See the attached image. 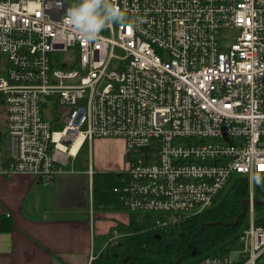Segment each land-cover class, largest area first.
Wrapping results in <instances>:
<instances>
[{"label": "built area", "instance_id": "obj_1", "mask_svg": "<svg viewBox=\"0 0 264 264\" xmlns=\"http://www.w3.org/2000/svg\"><path fill=\"white\" fill-rule=\"evenodd\" d=\"M72 2L0 0V173L52 184L84 143L120 137L128 164L115 200L160 229L213 208L245 177L250 223L197 264H259L264 179L250 177L264 178V0H113L125 19L95 42L61 31Z\"/></svg>", "mask_w": 264, "mask_h": 264}, {"label": "crops", "instance_id": "obj_2", "mask_svg": "<svg viewBox=\"0 0 264 264\" xmlns=\"http://www.w3.org/2000/svg\"><path fill=\"white\" fill-rule=\"evenodd\" d=\"M112 139L94 140L96 156L92 143L89 154L80 156L84 143L52 184L29 173H0V264H92L123 242L125 231L115 237L113 228L118 221L128 224L132 214L119 212L116 203L106 207L105 192L121 178L126 145L115 138L120 146L108 151ZM116 173L96 186L95 177Z\"/></svg>", "mask_w": 264, "mask_h": 264}, {"label": "trees", "instance_id": "obj_3", "mask_svg": "<svg viewBox=\"0 0 264 264\" xmlns=\"http://www.w3.org/2000/svg\"><path fill=\"white\" fill-rule=\"evenodd\" d=\"M110 175L112 177L108 179L104 176L95 177L96 186L100 182L104 185L118 173ZM259 193H263V188H260ZM105 195L108 197L106 207L110 203H116V208L122 209L112 198L111 191L105 192ZM248 197V179L239 177L213 208L201 215L187 218L174 229L165 231L152 228L154 225L151 214H132L128 224L120 221L117 223L119 232L125 231L123 242L109 246L97 254L92 264H197L204 256L222 251L226 243L237 235L231 234L241 230L247 221V214L240 217L238 224L234 222L242 211L243 201ZM208 221L221 223L206 225L203 230L198 231ZM194 247L195 253H192Z\"/></svg>", "mask_w": 264, "mask_h": 264}, {"label": "clouds", "instance_id": "obj_4", "mask_svg": "<svg viewBox=\"0 0 264 264\" xmlns=\"http://www.w3.org/2000/svg\"><path fill=\"white\" fill-rule=\"evenodd\" d=\"M60 2L57 0L58 4ZM124 19V13L113 0H73L71 6L66 8L61 31H71L84 41L95 42L103 29ZM262 179L255 174L250 177L256 184L261 183Z\"/></svg>", "mask_w": 264, "mask_h": 264}, {"label": "rangeland", "instance_id": "obj_5", "mask_svg": "<svg viewBox=\"0 0 264 264\" xmlns=\"http://www.w3.org/2000/svg\"><path fill=\"white\" fill-rule=\"evenodd\" d=\"M235 34V32H234V30H232V31H230V33H229V37H231V36H233ZM54 111H55V100H51L50 102H49V104H48V107L46 108V109H44V111H43V116H45L47 119H49V120H53L54 119ZM62 126H63V122H60V121H55L54 122V129L55 130H60L61 128H62ZM0 129H1V131H2V133H3V138L4 139H6V138H9L8 136H9V133H8V128H7V122L5 121V110H4V105L3 104H0ZM105 138V137H104ZM108 138H113L112 140L113 141H111V142H109V143H106V144H108V151H110V150H112V149H115V148H118L119 146H120V143H119V141H117L115 138H120V137H108ZM95 139H98V138H94V140ZM94 140L92 141V149L94 150V155L96 156L97 155V149L95 148L96 146H95V143H94ZM1 149H2V151H4V152H6V151H8V149H9V142H3V144H2V146H1ZM89 149H90V144L87 142L84 146H83V148H82V150H81V157L82 156H84V155H87V154H89ZM125 150V149H124ZM124 159H125V162H124V164H122V171L126 168V165L128 164V154H127V150H126V152H125V156H124ZM63 172V171H62ZM61 173V172H60ZM59 173V174H60ZM58 174V175H59ZM119 184V182L116 184V185H114L112 188H111V193H112V195L115 197V193H114V191H113V188L115 187V186H117ZM248 184H249V181H248ZM232 187V186H231ZM250 188V187H249ZM260 188H263V193L262 194H260L259 193V190H260ZM226 193V192H225ZM250 198L248 197V198H246L244 201H243V203H242V205H241V212H243L244 211V208H246V211H245V215H244V217L246 216V214H247V216H248V218H247V221L242 225V227L240 228V229H242L243 227H245L247 224H249L250 223V221H251V218H250V215L252 214V209H251V206H250V204H251V202H250V200H249ZM253 203H254V207H253V212H254V216H255V218L258 216V217H260V215H263L264 216V182H263V184L261 185L260 184V186H259V188L257 189V196H255L254 197V201H253ZM257 205H259V206H257ZM257 206V207H256ZM119 212H123V213H125L126 211H123V210H120ZM191 217H194V216H191ZM238 217V216H237ZM154 218H156L155 216H153V218H152V223H153V225H154ZM188 218V217H187ZM187 218H185V220L187 219ZM190 218V217H189ZM237 219V218H236ZM235 219V220H236ZM245 219V218H244ZM244 219H243V221H244ZM184 221V220H183ZM239 221H240V219H239ZM227 223H231L230 221H227ZM179 223H177V224H173V225H171V226H168L167 228H165V229H160V228H158V227H156V226H152V228L153 229H159V230H162V231H165L166 229H174L175 227H176V225H178ZM218 224H220V223H218ZM239 229V230H240ZM238 232V231H237ZM237 232H234L233 234H231V235H235V234H237ZM232 237V236H231ZM230 237V238H231ZM119 238V237H118ZM120 242V241H119ZM120 244H121V242H120ZM195 247H194V253H195ZM259 264H264V257H262L260 260H259Z\"/></svg>", "mask_w": 264, "mask_h": 264}, {"label": "water", "instance_id": "obj_6", "mask_svg": "<svg viewBox=\"0 0 264 264\" xmlns=\"http://www.w3.org/2000/svg\"><path fill=\"white\" fill-rule=\"evenodd\" d=\"M245 211H246V208H244V211L241 212V213L238 215L237 219H236L235 222H234L235 224H238V223H239V219H240V217H241L242 215L245 214ZM218 223H221V221H208V222H205L204 224L201 225V227L199 228L198 231L203 230L204 227H205L206 225H212V224H218ZM192 253H194V249H193V252H192ZM177 264H178V263H177Z\"/></svg>", "mask_w": 264, "mask_h": 264}, {"label": "bare ground", "instance_id": "obj_7", "mask_svg": "<svg viewBox=\"0 0 264 264\" xmlns=\"http://www.w3.org/2000/svg\"><path fill=\"white\" fill-rule=\"evenodd\" d=\"M81 140H82V137L77 141V143H76L75 146L73 147V149H72V152H73V153L77 151V149H78V147H79V145H80V143H81Z\"/></svg>", "mask_w": 264, "mask_h": 264}]
</instances>
